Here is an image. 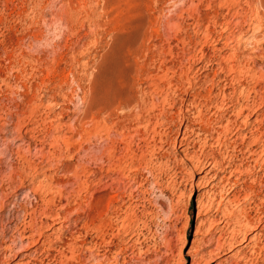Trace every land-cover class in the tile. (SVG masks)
Segmentation results:
<instances>
[{
    "label": "rangeland",
    "instance_id": "374dc122",
    "mask_svg": "<svg viewBox=\"0 0 264 264\" xmlns=\"http://www.w3.org/2000/svg\"><path fill=\"white\" fill-rule=\"evenodd\" d=\"M244 216L264 0H0V264H264Z\"/></svg>",
    "mask_w": 264,
    "mask_h": 264
},
{
    "label": "bare ground",
    "instance_id": "6f19581e",
    "mask_svg": "<svg viewBox=\"0 0 264 264\" xmlns=\"http://www.w3.org/2000/svg\"><path fill=\"white\" fill-rule=\"evenodd\" d=\"M139 103L138 102H135L133 100H131L129 97H128V109L132 108V107H138ZM140 106V105H139ZM136 109V108H135ZM140 114V113H139ZM138 114V115H139ZM140 116H138L139 118ZM188 136V135H187ZM183 138V137H182ZM184 141V140H183ZM183 141L182 143L180 142L181 146L180 148L183 146L184 149H182L183 152H186V144L184 143L183 144ZM177 147V146H176ZM182 152V153H183ZM187 157V156H186ZM192 157V156H191ZM194 157V156H193ZM193 159V158H191ZM206 160V159H205ZM196 165V164H195ZM208 165V164H207ZM210 165V164H209ZM213 165V164H212ZM195 167V168H194ZM193 169L195 170H202L203 166H194ZM205 167V166H204ZM204 169V168H203ZM205 170V169H204ZM221 170V169H220ZM199 171V172H200ZM208 171V170H207ZM202 174V173H201ZM205 174V173H204ZM205 176V175H204ZM203 178V177H202ZM205 178V177H204ZM219 180V179H218ZM221 180V179H220ZM222 181V180H221ZM244 192V191H243ZM243 194V193H242ZM246 194V193H244ZM250 194V193H249ZM220 195V194H219ZM235 195V194H234ZM248 195V194H246ZM245 195V196H246ZM252 195V194H251ZM203 196V194H202ZM233 196V195H232ZM200 195L197 196V200H196V203L198 204V206L200 205V209L198 210H201V206H204V202L202 203V198L200 199ZM215 197V196H214ZM248 198V197H247ZM235 199V198H234ZM237 199V198H236ZM231 200V199H230ZM204 201V200H203ZM252 201V200H251ZM205 207V206H204ZM240 207V206H239ZM209 208V207H208ZM216 208V207H215ZM248 209V208H247ZM203 210V209H202ZM218 210V209H217ZM200 212V211H199ZM201 213V212H200ZM205 213V212H204ZM199 215V214H198ZM226 222V221H225ZM235 223L239 226V229L236 228V232L235 230H233L231 232V235H230V240H229V247L231 248V246H233L236 242H240L241 244H246L244 246V248H247L249 249V251L252 253V255L254 254H257L259 256V251L261 252L260 250V242L262 240H264V217L262 219V216L261 218L259 217L258 220L256 222H253L250 218H247L246 216H244L243 218H236L235 219ZM203 225V224H202ZM223 227V226H222ZM259 230V231H258ZM206 231V230H205ZM229 231V230H228ZM247 231L251 232V231H254V233L252 234V236L250 235H247ZM255 231H258V232H255ZM238 232V234H241V239H239V241H237L235 236L237 235L236 233ZM218 239V238H217ZM202 240V239H201ZM216 240V239H215ZM214 241V240H213ZM218 241V240H217ZM216 241V245H215V250H212L211 252L205 254V253H200L198 251L195 250V252H191L192 256L190 257L191 258V264H200V262L202 261H209V260H206V256H209L210 255H216L218 256L219 255V252L222 250V246L224 245L223 242L222 244H220L219 242ZM225 246V245H224ZM199 247V246H198ZM234 247V246H233ZM246 250V249H245ZM239 252V250H238ZM189 253V252H188ZM235 255V254H234ZM213 257V256H212ZM235 257H237L235 255ZM253 257V256H252ZM234 258V257H233ZM241 260H243V262L247 261L250 259L249 256H246L245 254H242L241 257H239ZM256 258V256L254 257ZM252 258V259H254ZM237 259V258H236ZM239 259V260H240ZM250 259V264L251 262H253V260ZM245 260V261H244ZM257 260V259H256ZM227 261V260H226ZM234 261V260H233ZM235 262V261H234ZM239 262V261H238ZM236 264V263H235Z\"/></svg>",
    "mask_w": 264,
    "mask_h": 264
}]
</instances>
